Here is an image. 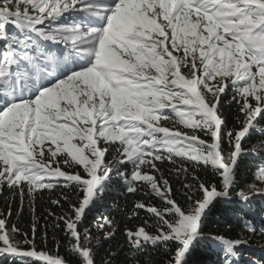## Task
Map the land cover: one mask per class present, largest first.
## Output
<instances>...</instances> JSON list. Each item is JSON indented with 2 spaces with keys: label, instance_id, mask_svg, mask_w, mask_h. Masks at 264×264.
Wrapping results in <instances>:
<instances>
[{
  "label": "snow or ice",
  "instance_id": "6c2138e0",
  "mask_svg": "<svg viewBox=\"0 0 264 264\" xmlns=\"http://www.w3.org/2000/svg\"><path fill=\"white\" fill-rule=\"evenodd\" d=\"M113 188L123 224L99 211ZM5 192L13 264H194L209 242L219 264H241L264 240V0H0ZM218 205L235 237L204 231ZM49 230L63 255L44 250Z\"/></svg>",
  "mask_w": 264,
  "mask_h": 264
},
{
  "label": "trees",
  "instance_id": "16d2710c",
  "mask_svg": "<svg viewBox=\"0 0 264 264\" xmlns=\"http://www.w3.org/2000/svg\"><path fill=\"white\" fill-rule=\"evenodd\" d=\"M224 114L228 117L229 126L234 123V109L229 108L227 106V101H225V107H224ZM258 138V137H257ZM171 166L165 163L162 165L163 170L165 171V174L168 175V169ZM201 176H204L205 174L202 172L200 173ZM241 175L242 178L245 180H251V174L247 170L246 167H242L241 169ZM173 183L174 188H179L180 184L179 181L173 176L170 177ZM59 190H57L58 192ZM8 195L7 192H5L2 196H0V210L7 211L5 197ZM57 193H53V198H55ZM133 199H140L139 196L137 197H131L129 196L127 198V203L130 206L131 201ZM48 201V194L45 193L43 199L37 198V214L41 217L46 216L47 212L46 210L50 207ZM126 203L125 201V195L123 194L122 189L113 188L110 191L105 192L104 194V200L102 204L100 205L99 211H103L106 215H112L115 216L118 220L121 221V224H123V215L122 213L118 212L116 210L117 205L123 206ZM256 213L264 214L261 212L262 208H264V201H261L260 199H257L254 202L253 205ZM53 211L59 212L60 210L58 208H52ZM15 207L13 208V216L12 219L14 221H17L18 226L27 231L29 233V236H31V216L27 211H25L22 218H19L17 220V217L15 216ZM43 218L41 219L40 223L43 224ZM233 224L234 228L238 230V225H236V221L234 217L230 215V212L228 208L224 205H218L217 209L212 213L211 217L209 218V221L207 222L204 231L206 233H212V234H226L235 237L237 232L236 231H227V225ZM93 224V216L90 215L88 217V220L85 223V227H92ZM83 230V229H82ZM123 231V228L121 227V233ZM122 241L123 237L122 235L118 237ZM37 244H42V241L39 238V234L37 236ZM261 245H264V240H260L258 236H254L252 238V242L250 244V247L243 251L241 255V264H247V261L249 259L253 258H259L261 256H264V252L260 250ZM109 247L108 244L104 245V249H107ZM114 247V245H113ZM45 251L51 250L53 254L59 252V254L63 255L64 248L61 247L60 249H57L56 242L51 239V230H49V240L47 243V247L44 249ZM101 255H104V250H101ZM120 260L123 261V256L120 257ZM0 264H13L10 258L7 257H0ZM194 264H219L218 254L214 248V246L209 242L206 244H203L199 247L198 251L196 252L194 256Z\"/></svg>",
  "mask_w": 264,
  "mask_h": 264
}]
</instances>
